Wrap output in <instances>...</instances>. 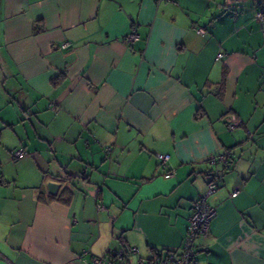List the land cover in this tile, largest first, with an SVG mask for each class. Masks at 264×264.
I'll list each match as a JSON object with an SVG mask.
<instances>
[{
	"label": "crops",
	"instance_id": "0c3cea01",
	"mask_svg": "<svg viewBox=\"0 0 264 264\" xmlns=\"http://www.w3.org/2000/svg\"><path fill=\"white\" fill-rule=\"evenodd\" d=\"M258 5L0 0V264H138L180 252L192 202L221 169L211 159L228 149L235 163L207 198L215 215L196 258L264 264ZM19 146L28 154L10 164Z\"/></svg>",
	"mask_w": 264,
	"mask_h": 264
},
{
	"label": "built area",
	"instance_id": "2783aa9c",
	"mask_svg": "<svg viewBox=\"0 0 264 264\" xmlns=\"http://www.w3.org/2000/svg\"><path fill=\"white\" fill-rule=\"evenodd\" d=\"M161 1V0H158ZM254 18L260 23V27L262 32H264V8L254 9ZM195 31L198 34H203L204 30L201 27H194ZM138 34L133 29L130 33H128L125 37L126 41L132 42L137 38ZM67 43H63L62 47H66ZM222 53H218L217 58H221ZM238 125H240V121L235 117H231L230 120L226 123V128L230 130H234ZM250 133V131H247ZM107 151H110V147H106ZM26 151L24 149H16L12 151L13 159H21L26 155ZM158 158L160 162L165 166L169 155L167 153L158 154ZM235 155L232 150H226L223 153L217 154L214 156L211 161L212 163H219L221 166L220 171L211 175L209 182L207 183L206 190L202 195H200L196 200L192 202L191 205V214L188 218V225L186 228V232L183 239V246L180 252L175 251H167L160 256L149 259V260H140L138 264H199L196 258V244L195 240L197 237L204 235L206 236L209 232L210 220L215 215V209L211 206L207 198L210 194H212L218 185V182L222 180L223 174L225 171L232 168L235 163ZM173 175L172 171L168 170L164 173L165 178H169ZM237 191H233L232 195H235ZM102 208L101 205H98V209ZM131 251H135L134 248ZM126 250L120 248L113 252V257H123L125 255ZM103 261L102 258L94 257L93 263H101Z\"/></svg>",
	"mask_w": 264,
	"mask_h": 264
},
{
	"label": "water",
	"instance_id": "95a60500",
	"mask_svg": "<svg viewBox=\"0 0 264 264\" xmlns=\"http://www.w3.org/2000/svg\"><path fill=\"white\" fill-rule=\"evenodd\" d=\"M230 1H239V0H230ZM251 1L264 3V0H251ZM59 187H60L59 182H56L53 180H49L46 182V189H47L48 193L51 195H56Z\"/></svg>",
	"mask_w": 264,
	"mask_h": 264
},
{
	"label": "rangeland",
	"instance_id": "374dc122",
	"mask_svg": "<svg viewBox=\"0 0 264 264\" xmlns=\"http://www.w3.org/2000/svg\"><path fill=\"white\" fill-rule=\"evenodd\" d=\"M240 1H249V2H251V0H239V1H233V2L234 3L235 2L237 3V2H240ZM16 149H24L26 151V153L28 154L27 149L25 147H23V146H19L18 148L13 149L12 151H14ZM12 151L10 152V164L16 163L19 160V159H17V160L13 159V157H12Z\"/></svg>",
	"mask_w": 264,
	"mask_h": 264
},
{
	"label": "trees",
	"instance_id": "16d2710c",
	"mask_svg": "<svg viewBox=\"0 0 264 264\" xmlns=\"http://www.w3.org/2000/svg\"><path fill=\"white\" fill-rule=\"evenodd\" d=\"M254 2V1H253ZM257 3H259V5H258V7L257 8H264V3H262V2H257ZM257 8H255V9H257ZM123 249H125L124 247H122ZM158 256H160V254H156V256L155 257H158ZM154 257V258H155ZM147 260H149V259H147ZM140 261V260H139Z\"/></svg>",
	"mask_w": 264,
	"mask_h": 264
}]
</instances>
